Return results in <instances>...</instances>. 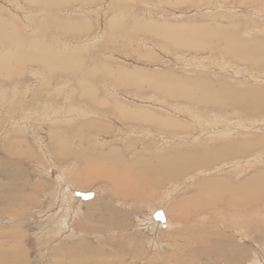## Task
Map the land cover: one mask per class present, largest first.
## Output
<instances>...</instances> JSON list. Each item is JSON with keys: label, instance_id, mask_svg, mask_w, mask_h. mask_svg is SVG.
<instances>
[{"label": "bare ground", "instance_id": "bare-ground-1", "mask_svg": "<svg viewBox=\"0 0 264 264\" xmlns=\"http://www.w3.org/2000/svg\"><path fill=\"white\" fill-rule=\"evenodd\" d=\"M86 1L92 0H8L10 4L16 5L15 10L23 9L18 4L26 5L22 13L28 20L23 30L31 31L32 34L28 31L27 34L21 33L16 24L18 22L13 21L15 18L11 17L13 18L11 20L0 14V78L3 79L0 80V114H7L6 116L12 119V122L7 119L11 125L9 129L5 126L0 129V144H2L0 149V264H31L30 250L25 243L30 235L26 218L36 214H38L36 220L40 222V229L39 232L34 233V236L38 240L44 242L45 237L50 239L64 235L63 240L67 239L66 241L70 242L65 246L59 245L52 249L49 257L45 254L48 257L45 258L46 264H240L241 260L250 253V249L237 239L240 238V224H237L240 223V210L249 212L254 209V206L258 207L264 203V170L256 169V172L243 180L241 184L230 183L228 179L219 176L204 178L198 184L201 188L198 194L192 193L191 196L175 200L171 207L162 211L164 221L158 223L157 219H154V214L159 209H152L146 218H139L138 231L135 233L131 223L132 213L127 212L126 209L118 210L111 204V200L98 199L99 191H97L98 198L91 200L92 193H82L91 194L92 197L82 199L79 196L76 200L69 192L74 185L68 180L70 177L68 170L59 172L57 167L52 168L51 171L45 170L44 161L46 160L42 159V162L40 158L38 161L34 160L36 154L32 148V139L43 152L41 158L44 156L67 158L76 153L83 162L77 184L99 180L108 184L113 190L114 197L124 202V208L127 207L128 201H135L132 209L140 217L147 208H150V205L154 204V199L160 193L154 189L156 197L147 198L146 186L177 187V183L174 182L185 174H191L200 169L213 170V167L218 166L219 163L228 164L234 160L238 164L240 157L246 158L250 152L256 150L260 151L259 155H262L264 160V137L259 136L260 139L255 142H240L239 138H233L234 131L239 130L240 133V122L231 115L226 123L213 122L219 117L228 116L230 111L235 112L236 115L243 112L251 115L253 119H259L258 121L264 119V116L261 117V114L264 115L263 87L249 85L241 88L245 85L231 82L229 78L224 77L214 80L199 75L181 76L170 71L150 72L143 68L130 70L124 66L116 67L109 62L110 60H100L106 59L102 53L96 54L92 64H89L80 52L59 51L57 44H53L51 40L53 37L65 38L68 43L62 41L64 46H61L64 48L73 45L71 40L81 41L74 44L75 50L91 47L93 41L98 39L99 36L94 35L95 38H88V35L84 34L91 30L90 20L82 23L78 20L62 19L59 15L60 10L64 13L65 11L78 13L77 10L82 6L74 8L73 4H85ZM244 1L242 0V3ZM168 2L166 3L169 4ZM174 4L177 5L178 2ZM69 6L72 8H67ZM116 8L112 7L111 11L108 9L113 13L107 21L105 30L111 44L112 42L116 44V39L121 35L131 38L135 33L143 32L144 35L147 33L153 36V47L162 46L171 52L179 49H192L197 52L211 50L222 58L244 64L249 71L264 74V38L259 39L251 35L249 40L238 38L239 24L233 23L234 25L227 26L220 23H197L198 21L195 23L191 22L192 19L182 23L146 19V22L141 23L136 15L133 24L128 26L124 20L125 16L115 11ZM118 8L120 9V5ZM257 30L256 27L251 30L245 28L244 32L248 31L245 34H250L251 31ZM51 32L59 35L52 34L50 37ZM82 33L84 36L77 37ZM130 51L133 52V50ZM135 52L140 53L137 50ZM145 57L153 59V51L150 50ZM140 58L143 59V57ZM33 64L39 65L46 75L45 79L38 81L42 84V88L37 90L35 99L27 101V107H30L23 110L26 113L23 117H19L20 115L11 110L10 114L7 113L8 108L18 110L20 102L13 101L21 98L24 92L26 96L31 92L36 73L33 70L31 73L26 71ZM58 74L65 76L56 80ZM65 81L68 84H64ZM99 85L100 88L101 85L108 87L107 90L105 89L106 92H100ZM49 87L53 90H47ZM4 91L11 95L7 100L4 98ZM144 91H149L151 95L159 98L158 102H172L173 104H169L171 111L165 109L158 111L156 110L158 108L154 106L155 111L141 104L135 105L130 96L128 97L132 95L134 101H143L146 99V97L142 99ZM42 95L47 97L49 95L51 98H44ZM148 95L149 93L146 96ZM182 100L191 105V108L188 106V108L173 109ZM36 102L39 104L37 108H34L33 105ZM180 116L185 119L181 120ZM232 119L236 123L231 122ZM75 120L77 122L72 127L67 126ZM79 120L81 122L78 123ZM184 120H191L193 125ZM116 121L129 128L131 136L137 135L140 142H145L144 139H148L150 135H155L156 140L162 138L167 142L169 138L178 137L181 133L188 135V131L198 135L195 125L210 130L200 131L201 135L209 136L206 141L191 144L188 148L183 144L184 147L180 149L181 144L173 142L171 148L165 151L164 142L156 148L152 147L154 142L152 141L144 143V150L139 152L132 148V145L129 147L128 139L125 141L122 138L123 140L119 139L120 142L115 144H105L103 140L100 143L107 145L106 149L103 146L104 150L92 152L91 142H94V133L97 136L98 133L110 132L114 133L111 135L115 138L123 133L116 132L114 127ZM33 122L40 126L34 127L30 124ZM41 124L47 125L45 133L49 138V150L42 144V132L39 129ZM230 125L231 127L235 125L236 128L230 130ZM3 130L8 131V135L12 136L8 148L3 145L6 142L1 138ZM138 130L146 133L145 136L138 137ZM87 131L92 135L86 134ZM148 131L150 133H147ZM228 133L232 135L227 136ZM217 134L220 137L215 138ZM27 136L31 137V140ZM219 139L222 141L219 142ZM75 141L78 148L74 153L72 145ZM120 143L126 146L121 149L117 146ZM84 144L91 147L89 150L86 145L84 146L91 153L82 147ZM152 150L163 152L152 153L149 157L144 152H152ZM27 164L29 167L34 166L33 173L27 169L25 166ZM249 167H245L244 172L248 171ZM37 168H41L44 172ZM52 170H56L53 177ZM235 172L236 176L240 177V167L236 168ZM32 174H35V179ZM45 175L57 183L55 193L49 191L51 190L49 182L42 178ZM72 190L75 193L82 189L73 188ZM45 200H50L49 203L54 200L65 214L61 211L56 212L57 208L52 211L51 204H49V211H44L41 201ZM74 204L86 206L82 221H76V215L80 213L81 206L76 208L75 212L72 207ZM218 204H223L224 215H229V211L232 210V223L226 221L227 219L222 220L223 224H220L215 219L193 218L198 211L201 212L204 209L206 211L207 208L214 210L213 208H217ZM206 205L209 206L205 208ZM170 208L176 209L179 213L174 216ZM260 220L261 218L256 224L249 223L247 226L252 225L254 234L260 235L257 236V245L264 246V222ZM141 231L143 233H140Z\"/></svg>", "mask_w": 264, "mask_h": 264}, {"label": "rangeland", "instance_id": "rangeland-1", "mask_svg": "<svg viewBox=\"0 0 264 264\" xmlns=\"http://www.w3.org/2000/svg\"><path fill=\"white\" fill-rule=\"evenodd\" d=\"M124 1H126L127 3H125ZM137 1H140V2H137ZM186 1H184V0H142V1L141 0H92V1H86L85 4L84 3H75V4H73L74 8H75V6L76 7L82 6L83 8L81 7L80 9H78L77 10L78 13H76V12L74 13V12H70V11H68V12L65 11V13H64L63 10H60V12H59L60 17L62 19L78 20L82 23H86L87 20H90L91 30L87 33L85 32L84 34L86 36L88 35V38H90V37L95 38L96 36L97 37L99 36L97 39L98 41L97 40L93 41V45L92 46L90 45L91 47H87L86 49H85V47L83 49L81 47V48L75 50V47H73L74 44L81 43V41L75 42L74 40H71L73 45L70 47L68 46V47L64 48L63 47L64 44L62 43V41L63 42L65 41L64 43H68V41L65 40V38L63 39L60 37L58 39V37H53L52 39L51 38L50 39L53 40V44H57L59 51H62V52L68 51V52H73V53H79L80 52L81 54L84 55L85 60L88 61L89 64H92V62L94 61V56L96 54L100 55V53H102L103 56H106V59H100V60H102V61H104V60L109 61L110 60L109 62L113 63L112 65H114L116 67L117 66H124L125 68L130 69V70L135 69V68H143V69L148 70V71L150 70V72H152V71L153 72H163V71L169 72L170 71V72H174V73L181 75V76L195 77L196 75L197 76L199 75V76H205V77L213 78L214 80L217 78H220V77H224L225 79L229 78V81H231V82L232 81L238 82L242 85H245L242 87L240 86L241 88H246V86L248 87L249 85H256V86H259V87L261 86L264 88V82H263L264 81V74H262L261 72L259 74H256L253 71H249L246 69V66H244V64L237 63L233 60H228L226 58H222L221 56L216 54V52H214V51H211V50L208 51L207 50L205 52H197V50H192V49H189V50L188 49H184V50L179 49L178 51H172L171 52L170 50L169 51L165 50L166 48L164 49L162 46H160V47L154 46L153 47V45H152L154 43L153 39H152L153 36L151 37V34L147 35V33H146V35H144L145 33L143 34V32L142 33L141 32L135 33L131 38H125V36L122 37V35L119 36L120 33L117 32V33H119L118 34L119 38L116 39L117 43L113 44V42H112V44H113L112 45L109 42V41H111V40H109L110 38L109 39L107 38V33L105 34V32H107V31H105L107 21H108L109 17H111V13H113V11L109 12V10L112 7L113 8L117 7L115 9V11H117L118 13H122V15L125 16L124 20L128 26H131L133 24V21H135L134 18L136 17V15H137L138 19H140L139 22H141V23L146 22L147 20H154V21H158V22H160V21L164 22V20H165L166 23H168V22H171V23H179L180 22V23H182V22L191 21V19H192L191 22H195V23L197 21H198L197 23H207V24L220 23V24H224L227 26L239 24L237 36L240 39L243 38V40H246V39L249 40L250 35L251 36H257L259 39L264 38V16H263L264 15V0H245L243 3H242V0H186ZM166 2H168L169 4H167ZM177 2H178L177 5H175V4L173 5V3H177ZM121 4H124V5H121ZM125 4H126V7H125ZM119 5H120V9L118 8ZM18 6L23 8V9L22 10H15L16 5L14 6V5L10 4L8 2V0H0V14H1V16L5 15V17L3 16L4 18H9L11 20H13V18H15V20H13V21H15V23L18 22L16 24L19 27L20 32L23 34L24 33L27 34L28 30L25 31L23 29H25V25L27 24L28 18L25 19L26 17L22 13L24 11V8H26V5L23 3V6H25V7H23L21 4H18ZM123 7H125V8H123ZM129 7L131 8V10ZM67 8L71 9L72 6H69ZM121 8H122V11H121ZM1 11L4 14H2ZM129 13H131L130 14V16L132 15L131 17L129 16ZM11 17H13V18H11ZM254 27H256V29H258V30L255 32L251 31L250 34H245V32L248 33V31L244 32L245 28H249L251 30V28H254ZM29 32L31 33V31H28V33ZM241 33H243V34H241ZM52 34H53V36L59 35L58 33L51 32V34H49V36L51 37ZM84 34L82 33V34L78 35L77 37H82V36H84ZM98 34H100V35H98ZM94 35H96V36H94ZM130 40H132L131 43H130ZM107 42H108V44H107ZM128 44L130 45L131 48L129 47ZM58 45H60V47ZM61 45H63V46H61ZM130 50H133V52ZM136 50L140 51V53L137 52V54H136V52H135ZM150 50L153 51L154 58L153 59L152 58L146 59V57L144 58L146 53L147 54L150 53ZM139 54H141V55H139ZM212 54L213 55L215 54V55L213 56ZM139 56L143 57V59H141ZM155 56H156V58H155ZM94 64H95V62H94ZM31 70H33V72L36 73L35 74V80L32 84L31 92L28 93L27 96L25 95V92H24L23 95L21 96V98H19L16 101H13V102H20L18 104V110H15V109L13 110L11 108H8L7 113L9 112V114H10L11 111L12 112L14 111L18 115H20L19 117H23L26 114L23 110H26L27 108L30 107V106L27 107V104H26L27 101L33 100V98L35 99V97H36L35 94H36L37 90L42 88V84L40 82H38L39 80L42 81L43 79H45V76H46L45 73L42 72V68L37 64H33L32 66L29 67V69L26 71V73H31ZM57 76L58 77H56V80L59 77L64 78L62 76H65V75L64 74H62V75L58 74ZM0 80H3V79L0 78ZM38 83H39V85H37ZM54 83L58 87V84L55 82V80H54ZM64 84H68V83L65 81ZM52 87H49L47 90H53L54 87L53 88ZM98 88L100 89V92H102V93H104V91L106 92V90L108 89V87L105 88V86H102V85H101V88H100V85ZM132 91H133V89H132ZM145 92L146 91H144L142 93L143 94L142 99H143V97L144 98L146 97V99H144L143 101L142 100H136L135 98L134 99L136 101H134L133 97H131L132 95H128V97L130 96L132 103L135 105L141 104L145 107H149L150 109L153 108L154 110L157 107L158 109H156V110H158V111H162V109L171 111L169 104H173L172 102H167V103L164 101L162 103L158 102L157 100H159V98H156L154 95H151L150 94L151 92H149V91L146 92V94H145ZM3 93H5L4 98L6 100L11 97L9 92L4 91ZM147 93H149L148 96H146ZM24 96L26 98H24ZM42 97L51 98V97H49V95H48V97L45 95H42ZM123 97L125 98L124 95H123ZM58 100H61V99H58ZM151 100L153 102H151ZM38 104H39V102H36L35 105H33L34 108H37ZM178 104L179 105H176L175 107H173V109L176 107L188 108V106H189V108H191V105H189L188 103H186L183 100L178 102ZM154 106H155V108H154ZM164 107H166V108H164ZM229 113H228V116H223V118L219 117V118L215 119L213 122L214 123H226V122H228V119H230L229 115H231V117L235 118L236 120L238 119L237 122H240V125H239L240 126V133H239V130L238 131L236 130V131H234L235 133L233 132L234 137L233 136H230V137L239 138L240 142H244V141L255 142L258 139L264 137V121H263L264 119H261L260 121H258L259 119H253V117L251 115L245 114L243 112H242V114H237V115L235 114V112H232V111H230ZM231 113L234 115H232ZM6 115L7 114H5V115L0 114V116H1L0 129L2 128V126H5L7 129H9L11 126V125H9L10 123L8 122L7 119H9L11 122H12V119L10 117H7ZM262 116H264V115L261 114V117ZM12 118H14V117H12ZM32 118H34L33 115H32ZM179 118H181V120L185 119L182 116H180ZM204 119H205V117H204ZM184 121L188 124L193 125L191 123V120H184ZM250 121H252V122H250ZM75 122H77V120H75L73 123L67 124V126L72 127V125H74ZM79 122H81V121L79 120L78 123ZM231 122L236 123V121L234 119H232ZM30 124H33L34 127L40 126V124H37L35 122L30 123ZM114 127H115V130H117L116 131L117 133H119V132H123V133L116 138L113 137V135H111L114 133H110V132L109 133H102V134L98 133L97 134L98 137L94 133V137H95L94 142H91L93 144V146L91 145L92 150L90 149L91 147H89L86 144H84L82 147H84L86 145V147L89 150H91L92 152L94 150H96V151H99L100 149L104 150V149H106L105 146H107V145H105L106 143L115 144V143L120 142V140H123L122 138H124L125 141H126V139H128L127 142L129 143L128 144L129 147L132 145V148H134L136 151H139V152L141 150H144L143 149L144 143H147V142L151 143L152 141H154L152 147H156V148H158V146L162 145V143L164 142L165 145L164 144L163 145H164V147H166L165 151L167 149L171 148V146H172L171 144H173V142H175V144H181L182 146L180 145L179 147H180V149H182V147H184L183 144H185V147L188 148V147H190L191 144H195V143H198L200 141H202V142L206 141L209 136L201 135L200 131L201 130L202 131L210 130V129H206L204 127H201L199 125L198 126L195 125V127L197 128V134L198 135H196V133H193L192 131H188L187 132L188 135H185V133L184 134L181 133L180 135H178V137L169 138V140L167 142V141L162 140V138L161 139L159 138L158 140H156L155 135L151 136L149 134L150 135L149 138L144 139L145 142H140L141 140H140V138H137V135L131 136L130 135L131 130H129V128H127L126 126H122V124H120L118 121L114 122ZM229 127H230V130L236 128L235 125L233 127H231V125H230ZM248 128H250L251 130ZM11 129H12V127H11ZM39 129L42 132L41 133V135H42L41 137H42V141H43L42 144H43L45 149H47L46 148V146H47L48 150H49V138H48L47 134L45 133L47 130V125L41 124V127H39ZM29 131L30 130L28 129V132ZM138 131H139L138 137H144L145 136L146 133H144L142 131L140 132V130H138ZM1 132H2L1 138H3V140L6 142L3 145H5L6 148H8L10 145V142L12 140V136L8 135V131H6V130H3ZM111 132H113V131H111ZM125 133H127V135H124ZM147 133H150V132L148 131ZM230 133H232V132H230ZM21 134H24V132H21ZM86 134H89L90 136L92 135V133H90L89 131H87ZM133 134H135V133H133ZM109 135H110V137H109ZM229 135H232V134L228 133L227 136H229ZM135 136H136V138H135ZM259 136H260V138H259ZM126 137H128V138H126ZM129 137L130 138L132 137V138L130 139ZM216 137H220V135L217 134V135H215V138ZM27 138H29L31 140V137L27 136ZM132 139H134V140H132ZM103 140H104V142H103ZM232 140H235V139H232ZM7 141H8V143H7ZM31 141H32L31 144H32L33 151L36 154L34 160L38 161L39 158H40L41 162H42V159L46 160V161H44L45 170L49 169V171H51L52 168L57 167L59 169L58 170L59 172L61 170L62 171L68 170V172H70V177H68V180L70 181V184L74 185V187H72L71 190H69V192H71L73 194V196H74V198H76V200L79 199V196L77 195V193H92L93 197L91 198V200L98 198L97 197V191H99L100 195H99L98 199H100V200H111L112 201L111 204L114 207L116 206V208L118 210L122 211V210L126 209L127 212L132 213V215H131L132 216V219H131L132 222L131 223H133L132 228H134L133 231L135 233H136V231H138L137 226L139 225V222H138L140 220L139 218H146L150 214L152 209H156V210L159 209L157 211H163L165 208L171 207L172 203L175 200L182 199L183 197H186V196H191L192 193L198 194L201 190V188L198 186V184L204 178H210L213 176L218 177L219 176V177L228 179L230 183L234 182V183H240L241 184L243 182V180L247 179L254 172H256L255 171L256 169L264 170V160H262L263 159L262 155H259L260 151L256 150L254 152H250L251 154L249 153L246 156V158L241 159V157H240V160H239L240 162H238V164H237V162H234V161H236V160H234L233 162L230 161L232 164L230 162L228 164H226V163L220 164L219 163L218 166H215L216 168L213 167V170L200 169L197 172H194V173L191 172V174L190 173L185 174L186 176L183 175L180 177V179H178V180H176V182H174V183H177V187L171 188L168 185H165L164 187H160V188L156 185H151L152 187L146 186L145 187V196L147 198H149L151 196L154 198L156 197L155 196L156 194H154V193H156L154 189H157V191L160 193L157 196V198L154 199V202H153L154 204L150 205V208H147L142 213L143 216L141 215V217H140V215H136L132 209L133 205L135 204V201H128L126 204L127 207L124 208L123 207L124 202L121 200H118V198L114 197L113 190L111 189V187L108 184L103 183L100 180L95 181V182L90 181L87 184H84L83 182H81V184H77L78 183V181H77L78 174H80L82 172V169H83V162H82L81 158H79L75 153V149L78 148L76 141H75V144L72 145L75 155L69 156L67 158H56L53 156H51V157L50 156H44L41 158V156H43V155H41V153H43V152H41L39 150L38 146H36L33 139ZM220 141H222V140L219 139V142ZM100 142H103L105 144L102 145L103 143H100ZM1 145L2 144H0V149H1ZM103 146H104V149H103ZM117 146H120V148L123 149V147H125L126 144L123 145V143H120ZM87 148H85V149L87 150ZM89 150H87V151H89ZM263 150H264V148H263ZM144 152L149 157V156H151L152 153L158 154V153H161L163 151L153 152V150H152V152H147V151H144ZM252 153H253V155H252ZM14 159L18 160V158H14ZM25 166L27 167V169L30 172L33 173L34 166L29 167L28 164ZM238 167H240V177H237L236 172H235V169ZM245 167H249V169H248V171L244 172ZM37 169L41 170V168H37ZM41 171L44 172L43 170H41ZM52 171L53 172H52L51 176L53 177V175L55 173L54 171H56V170H52ZM39 174H40V172H39ZM34 175L35 174H32L33 178L35 179ZM42 178L44 180H46L47 182H49L50 189H51L49 191L50 192L54 191V193H55V191L57 189L56 188L57 183L53 180H50L49 177H47L46 175ZM66 178H67V176L65 177V180H66ZM234 178H235V180H233ZM231 179H232V181H231ZM73 188L82 189L83 191L80 190V191H76L74 193V191L72 190ZM112 198L114 199V201ZM41 202H42L41 207L43 208L44 211H49V208H50L49 204H51V210L52 211H54L56 208L58 209L56 212L63 210L62 208H58L59 205L57 203H55L54 200L51 203H49L50 200H45V201H41ZM206 203H207V200H206ZM79 206H81V209H80V213L78 215H76L77 216V219H76L77 222L82 221L84 218V215L86 213V206H82V205H78V204H74L72 206L73 210L75 211L76 208H78ZM208 206L209 205H206L205 208H207ZM222 207H223V204H218L217 208H213L214 210H212V208L211 209L209 208V210H208V208H207L206 211H205V209L201 212L198 211V213H195L193 218L194 219H207V220L215 219V221L220 222V224H223L222 220L225 221L227 219L226 221H229V222L231 221V223H232L233 222V220H232L233 215H231L232 210L229 211L230 216L224 215L225 209ZM170 209H172V208H170ZM191 211L193 212L192 209H191ZM178 213L179 212L176 209L173 210L174 216ZM63 214H65V213H63ZM63 214H61V216H63ZM257 214H259L260 216H258ZM191 216H193L192 213H191ZM27 217H28V218H26L27 219V227H29L30 235L26 238L25 243L30 250L31 264H43V263L46 264L45 260L49 257L50 251L52 249L59 247V245L65 246L66 243H70V242L66 241L67 239H65V241L63 240V238H65L64 235L62 237H60V236L59 237L55 236V238L52 237L53 239L50 238L51 240L46 239V237H45L44 238L45 241L41 242L40 240H38L34 236V233L39 232L38 230L40 229V222L38 220H36L38 218V214H36V216L30 215ZM259 218H261L260 221L264 222V203H262L258 207L254 206V209L250 210L249 212H243L240 210V223H237V224H240V238H237V239L240 240V243H242L243 245H246L250 249V253L243 260H241L240 264H264V246L257 245V243H258V242H256L257 236L259 237L260 235L254 234V232L252 230L253 223L256 224L258 222ZM49 221L47 222V224L49 223ZM76 221L74 223H76ZM156 221H158V223H160L159 220H156ZM249 223L252 225L247 226V225H249ZM43 228L44 227H42V229ZM140 233H143V231H141ZM31 234H33V235H31ZM45 254H47L48 257ZM43 255H44V257L42 258ZM206 258H208V257H206Z\"/></svg>", "mask_w": 264, "mask_h": 264}, {"label": "water", "instance_id": "water-1", "mask_svg": "<svg viewBox=\"0 0 264 264\" xmlns=\"http://www.w3.org/2000/svg\"><path fill=\"white\" fill-rule=\"evenodd\" d=\"M90 195L82 194V193L78 194V196H80L82 199H88V198L92 197ZM154 216H155V219H157L159 221H164V214L162 211H158Z\"/></svg>", "mask_w": 264, "mask_h": 264}]
</instances>
